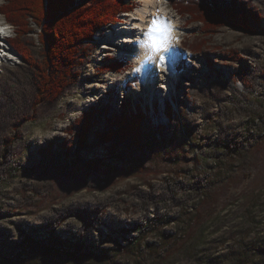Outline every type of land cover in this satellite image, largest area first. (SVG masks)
<instances>
[{
  "label": "rangeland",
  "instance_id": "obj_1",
  "mask_svg": "<svg viewBox=\"0 0 264 264\" xmlns=\"http://www.w3.org/2000/svg\"><path fill=\"white\" fill-rule=\"evenodd\" d=\"M171 1L191 54L171 95L139 74L124 87L129 59L106 67L111 27L66 63L57 98L41 94L54 66L38 24L19 38L34 65L0 40V264H264V0L250 30H209ZM126 100L148 110L141 136L105 143L106 108Z\"/></svg>",
  "mask_w": 264,
  "mask_h": 264
},
{
  "label": "trees",
  "instance_id": "obj_2",
  "mask_svg": "<svg viewBox=\"0 0 264 264\" xmlns=\"http://www.w3.org/2000/svg\"><path fill=\"white\" fill-rule=\"evenodd\" d=\"M171 3L183 17L191 16L209 30H218L227 22L234 28L250 30L249 23L260 18L249 0H172ZM133 10L132 0H3L0 8L15 31L9 45L25 63L36 64L19 38L31 30V19L41 28L40 41L46 46L50 65L54 66V71L44 74L41 94L51 98H57L65 86L63 67L73 59L80 46L91 42L102 29L113 27L121 20L122 13ZM106 65L111 71H121L124 67L114 58ZM180 71H183L182 67ZM170 109H173L171 105ZM105 113L107 129L105 132L95 131V134L105 143L117 141L120 145L138 139L148 118L147 108L132 100L122 101L119 110L113 113L108 107ZM96 114L95 111L84 113L83 141L96 127Z\"/></svg>",
  "mask_w": 264,
  "mask_h": 264
},
{
  "label": "bare ground",
  "instance_id": "obj_3",
  "mask_svg": "<svg viewBox=\"0 0 264 264\" xmlns=\"http://www.w3.org/2000/svg\"><path fill=\"white\" fill-rule=\"evenodd\" d=\"M141 1L143 5L137 9L136 13L126 17V19L124 17L123 23L119 26V29L121 31H125V35L127 36L125 37L126 39L123 38L119 40V42L122 41V44L126 43L129 47L127 50H125L123 45L121 54L127 56L129 61H132L135 64L134 71L121 75L120 81L125 87L130 78H134L137 74H139L144 79L149 91L153 90L154 92L156 90V86H159V93L166 91L169 93V95H171V93L176 88L174 81L178 76L176 72L178 66L180 65V61L191 56V54L185 51L183 48V42L185 37L188 35V31L181 28L179 25L177 16H175L173 10L170 9L168 0ZM157 16L166 19L172 24L175 41L171 46L170 54H164V60H161L159 57L146 60V49L139 47L138 41L142 38L143 33L147 30L151 20ZM7 29L9 28L4 27V33L8 32ZM1 38H3V36L0 33V40L4 41ZM5 38L6 37L4 36V39ZM110 39H106V41ZM4 42L8 43L7 39ZM4 42L2 47L4 48V53L6 54L7 58H15L17 53L13 50V48L10 47L9 43L6 44ZM114 46H116V44ZM158 81H162L163 84L157 85ZM163 124L164 123H161L159 126Z\"/></svg>",
  "mask_w": 264,
  "mask_h": 264
},
{
  "label": "snow or ice",
  "instance_id": "obj_4",
  "mask_svg": "<svg viewBox=\"0 0 264 264\" xmlns=\"http://www.w3.org/2000/svg\"><path fill=\"white\" fill-rule=\"evenodd\" d=\"M173 32L172 24L166 19L159 16L153 18L138 41V46L146 49L145 59L159 57L164 60V54H170L171 46L175 41Z\"/></svg>",
  "mask_w": 264,
  "mask_h": 264
}]
</instances>
